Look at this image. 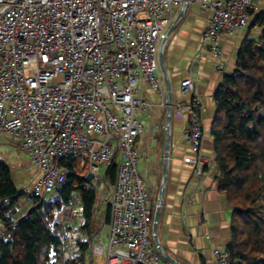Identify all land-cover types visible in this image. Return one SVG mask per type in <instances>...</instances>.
Listing matches in <instances>:
<instances>
[{
  "label": "built area",
  "instance_id": "1",
  "mask_svg": "<svg viewBox=\"0 0 264 264\" xmlns=\"http://www.w3.org/2000/svg\"><path fill=\"white\" fill-rule=\"evenodd\" d=\"M185 2L7 0L0 13V144L13 142L27 155L35 171L32 196L52 198L74 172L84 190L96 192L98 214L109 211V222L91 253L107 264H162L151 242L150 193L138 171L136 142L145 127L136 114L149 108L140 84L166 96L160 47L169 32L168 15ZM187 2L209 13L201 44L224 70L222 39L251 25L261 11L257 0ZM181 90L192 95L187 105L173 106L179 118L188 117L190 155L184 162L203 176V102L191 79ZM73 164L78 172L69 170ZM112 167L114 182L108 175ZM18 207L0 217V241L18 221ZM80 219L82 210L72 196L57 221L69 228ZM212 257L216 264L238 263L228 247L213 249Z\"/></svg>",
  "mask_w": 264,
  "mask_h": 264
},
{
  "label": "crops",
  "instance_id": "2",
  "mask_svg": "<svg viewBox=\"0 0 264 264\" xmlns=\"http://www.w3.org/2000/svg\"><path fill=\"white\" fill-rule=\"evenodd\" d=\"M257 4L261 9L260 13L264 12V0H257ZM3 10L4 4L2 5L0 0V13ZM260 13L255 15L247 29L223 37L221 45L226 64L224 70L217 68L209 49L201 44L202 33L208 25V12L202 11L197 5L188 3L186 6L184 3L182 7L168 15L171 20L169 31L173 27L175 29L163 49L167 79L172 93V115L169 129L168 177L157 227L158 243L166 255V257L162 255V264H216L212 250L226 248L231 241L233 209L219 187V171L211 128L215 114L213 99L224 77L234 73L242 42L248 35L252 38L260 36V26L251 30ZM160 72L167 92L166 78L161 67ZM186 79L194 82L195 94L203 102L201 118L204 138L201 152L207 158L203 176L196 175L194 169L184 162L190 155L189 145L185 139L188 117L184 115L179 118L173 107L176 102L185 106L192 99V95H183L181 90V84ZM139 94L149 102V108L146 112H141L137 118L145 127L144 133L136 142L140 153L138 171L150 193L153 208L151 242L159 252L154 239V218L161 196L165 165L168 95L166 93L162 98L145 84H140ZM8 152L12 157L18 152L17 157H13L18 163L28 162L27 155L16 144L1 143L2 160L6 161ZM20 153L27 160L19 157ZM30 171L31 174L17 179L15 177L19 188L28 187L35 174L34 170ZM31 207L30 198L22 199L17 209L18 220L25 217ZM206 236L210 239L208 240ZM96 242L97 237L93 243ZM92 255L93 264H107L103 256V259H98V256Z\"/></svg>",
  "mask_w": 264,
  "mask_h": 264
},
{
  "label": "trees",
  "instance_id": "3",
  "mask_svg": "<svg viewBox=\"0 0 264 264\" xmlns=\"http://www.w3.org/2000/svg\"><path fill=\"white\" fill-rule=\"evenodd\" d=\"M257 26L260 36L248 35L242 42L234 73L224 77L213 99L214 152L220 191L233 209L228 249L236 264H264V12L251 30ZM68 167L78 172L76 164ZM108 175L114 182L116 168ZM82 184L74 172L52 198L41 200L30 195L29 186L18 187L9 163L0 157V217L22 199L32 201L27 215L10 224L9 238L0 241V264H93V241L109 222V211L99 216L96 192ZM72 196L82 219L66 231L57 216Z\"/></svg>",
  "mask_w": 264,
  "mask_h": 264
},
{
  "label": "water",
  "instance_id": "4",
  "mask_svg": "<svg viewBox=\"0 0 264 264\" xmlns=\"http://www.w3.org/2000/svg\"><path fill=\"white\" fill-rule=\"evenodd\" d=\"M188 0H186V6L188 5ZM177 24V23H176ZM175 24V26H176ZM175 29V27H173L167 34L165 40L163 41L161 48H160V52H159V63H160V67L163 70V73L165 75L166 78V85H167V95H168V120H167V137H166V148H165V165H164V170H163V182H162V189H161V196L159 198V204L156 210V214H155V218H154V239L157 243V248L159 250V253L161 255H163V257H166L164 251L161 249L159 243H158V238H157V227H158V222H159V218H160V213H161V209H162V204H163V197H164V193H165V188H166V183H167V177H168V158H169V153H170V135H169V129H170V121H171V115H172V93H171V89H170V84L168 82L167 79V73H166V67H165V63H164V56H163V49L164 46L166 44V42L168 41V39L170 38L173 30ZM92 176L89 175L88 176V180H91ZM170 260V259H169Z\"/></svg>",
  "mask_w": 264,
  "mask_h": 264
},
{
  "label": "rangeland",
  "instance_id": "5",
  "mask_svg": "<svg viewBox=\"0 0 264 264\" xmlns=\"http://www.w3.org/2000/svg\"><path fill=\"white\" fill-rule=\"evenodd\" d=\"M5 2H7V0H1V4L3 5ZM223 48V47H222ZM211 53V52H210ZM223 53H224V49H223ZM140 114H142L141 112H138L137 114H136V118H139L140 117ZM17 155H18V152H15V155L13 156V157H17ZM2 156V155H1ZM6 156H7V158H6V161L9 163V165H10V167H11V169H12V171H13V174H14V177H16V179H17V177H23L24 175H28V174H31V169H30V167H29V162H27L26 161V164H24V163H22L21 161L18 163L17 162V160L16 159H14L11 155H10V153L8 152V153H6ZM19 157H21V158H24V160H27V158H25L21 153L19 154ZM29 184V183H28ZM29 186V185H28ZM28 191H29V193H30V195H31V191H30V188H28ZM68 224L66 225V226H64V227H66L65 229H66V231H69V228H68ZM100 232V231H99ZM71 233V232H70ZM70 233H66V234H68V236L70 237ZM68 244V243H67ZM69 249V248H68ZM68 254L69 255H72V250H70L69 249V251H68ZM98 259H103V257H99Z\"/></svg>",
  "mask_w": 264,
  "mask_h": 264
},
{
  "label": "bare ground",
  "instance_id": "6",
  "mask_svg": "<svg viewBox=\"0 0 264 264\" xmlns=\"http://www.w3.org/2000/svg\"><path fill=\"white\" fill-rule=\"evenodd\" d=\"M31 201V200H30ZM92 240V239H91Z\"/></svg>",
  "mask_w": 264,
  "mask_h": 264
}]
</instances>
